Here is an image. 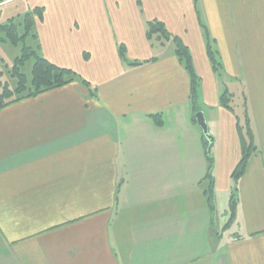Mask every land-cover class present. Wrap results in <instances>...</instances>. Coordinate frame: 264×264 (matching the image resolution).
Masks as SVG:
<instances>
[{
    "label": "crops",
    "instance_id": "crops-1",
    "mask_svg": "<svg viewBox=\"0 0 264 264\" xmlns=\"http://www.w3.org/2000/svg\"><path fill=\"white\" fill-rule=\"evenodd\" d=\"M35 7L38 53L94 95L73 81L0 108V264H264V0H0V20ZM153 19L188 49L207 144L174 43L146 37ZM244 109L255 150L222 239L205 149L228 191Z\"/></svg>",
    "mask_w": 264,
    "mask_h": 264
},
{
    "label": "trees",
    "instance_id": "trees-1",
    "mask_svg": "<svg viewBox=\"0 0 264 264\" xmlns=\"http://www.w3.org/2000/svg\"><path fill=\"white\" fill-rule=\"evenodd\" d=\"M42 9L40 7H35L31 10L26 11L21 16V19L15 20L10 18L7 23L0 24V32L4 33V38L2 40L8 41L12 45L18 44L20 41H24L26 37L32 36L36 40V32L34 29L35 18L41 17ZM22 30V33H19V30ZM146 37L149 41L157 42L159 44H164L165 41L172 40L175 47V54L178 56L180 61L183 63L189 78H190V99L194 105L193 111H198L195 102L197 100V76L195 75L190 54L186 46L183 45L182 41L167 31L165 25L156 19L146 22ZM38 45L33 49L31 46L23 45L21 48V54L13 60L11 67V75L14 76L17 80L13 88L9 87L7 83H0V108L11 104L13 102L19 101L23 98H28L36 96L39 93L44 91L54 89L66 84H69L73 81H78L82 84L90 93L94 95V91L91 89L90 84L81 78L76 72L72 69L59 67L38 53ZM207 52L209 56L210 63L212 68L216 71L220 69V63L215 59V52L211 49L210 45L207 46ZM118 54L120 58L126 62L128 65L134 66L139 65L142 62L139 61H129L126 57V49L123 45L118 46ZM34 57L33 64L30 70V80L26 77L25 74L20 72V67L24 62L30 57ZM232 94L224 91L219 97L220 104L232 111V106L230 105ZM193 114V119L195 116ZM152 119L156 124L161 123L160 116L158 114L151 115ZM236 128L240 139V150L241 155L237 164L231 172V182L233 186V191L237 190V183L245 172L248 159L250 158L252 152L255 150V147L252 143V132L249 124V117L247 112L243 111L241 119L236 115ZM241 120V121H240ZM208 143V140L206 139ZM205 157L208 163V171L206 172V178L210 180V185L206 190V193L209 197L212 195V184L213 178L209 172L213 159L208 154V149H205ZM234 203L230 205V215L227 220V224L231 221L233 217Z\"/></svg>",
    "mask_w": 264,
    "mask_h": 264
},
{
    "label": "rangeland",
    "instance_id": "rangeland-1",
    "mask_svg": "<svg viewBox=\"0 0 264 264\" xmlns=\"http://www.w3.org/2000/svg\"><path fill=\"white\" fill-rule=\"evenodd\" d=\"M10 6H18V3L16 2L12 3ZM7 12H9V9H6L4 15ZM23 13L24 12L19 13L18 15H15L11 18L15 20H19L21 19ZM9 19L2 20V22L0 20V24L7 23ZM19 33L20 34L22 33L21 29L19 30ZM1 38H4L3 32H0V83H7L9 87L13 88L17 82L16 78L11 75V71H10L13 64V60L15 59V57L21 54V48L23 45L31 46L34 49L37 43L32 36L26 37L23 42L20 41L16 45H12L8 41L2 40ZM158 50L159 49H156V51ZM215 59L218 60L216 54H215ZM33 61H34V57L30 56L20 67V72L25 74L28 80H30V70ZM230 89L233 90V85H230ZM239 104H241V100H239L238 97H234L232 101V105L236 108L237 114L241 112V108L239 107ZM212 192H213V198L211 200V209H212L211 213L213 218V225L215 229H217L218 233L220 234L223 233L222 239L224 238L226 239L227 237L230 236V231L227 227V220L230 215V205L236 202L237 190L233 191V186H231V188L228 191L227 190L225 191L224 188L220 187L218 184L213 187Z\"/></svg>",
    "mask_w": 264,
    "mask_h": 264
},
{
    "label": "water",
    "instance_id": "water-1",
    "mask_svg": "<svg viewBox=\"0 0 264 264\" xmlns=\"http://www.w3.org/2000/svg\"><path fill=\"white\" fill-rule=\"evenodd\" d=\"M195 121L196 123L198 124V126L200 127L201 131H202V134L203 136L208 140V141H212L213 138L212 136L209 135L208 133V129H207V125H206V122H205V119H204V116H203V113L202 112H196L195 113Z\"/></svg>",
    "mask_w": 264,
    "mask_h": 264
},
{
    "label": "bare ground",
    "instance_id": "bare-ground-1",
    "mask_svg": "<svg viewBox=\"0 0 264 264\" xmlns=\"http://www.w3.org/2000/svg\"><path fill=\"white\" fill-rule=\"evenodd\" d=\"M208 193V192H207Z\"/></svg>",
    "mask_w": 264,
    "mask_h": 264
}]
</instances>
